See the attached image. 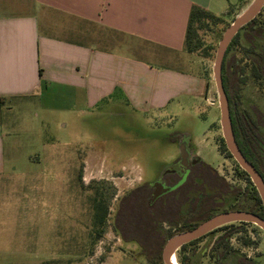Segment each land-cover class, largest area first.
<instances>
[{"label": "rangeland", "instance_id": "374dc122", "mask_svg": "<svg viewBox=\"0 0 264 264\" xmlns=\"http://www.w3.org/2000/svg\"><path fill=\"white\" fill-rule=\"evenodd\" d=\"M222 1L215 13L223 16L228 10L224 17L193 23L195 53L209 67L210 83L203 97L184 96L147 113L117 97L89 108L63 100L57 92L49 94L43 106L14 107L9 116L22 124L15 139L18 156L13 158L18 184L17 192L0 206V264H154L158 248L131 223L133 197L128 195L171 170L182 154V137L206 164L234 182L235 161L224 150L213 67L225 30L254 0ZM256 29L243 31L230 51L226 67L233 65L240 75L228 77L227 86L239 110L264 116V79L254 78L252 66L260 59L264 67V8ZM35 158L40 162H31ZM101 202L105 219L100 227ZM227 205L235 207L234 200H227ZM198 211L194 220L203 216ZM193 225L175 226L174 232L163 226L171 232L169 237ZM234 228L239 231L231 239L232 248L255 264H264V230ZM225 233L204 237L183 257L189 264H218L213 247ZM244 239L253 244L246 246Z\"/></svg>", "mask_w": 264, "mask_h": 264}, {"label": "crops", "instance_id": "0c3cea01", "mask_svg": "<svg viewBox=\"0 0 264 264\" xmlns=\"http://www.w3.org/2000/svg\"><path fill=\"white\" fill-rule=\"evenodd\" d=\"M219 5L222 0H0V206L17 192L13 158L22 124L9 116L14 107L43 106L57 92L89 108L117 97L147 113L184 96L203 97L209 67L187 50V31L195 8L224 17L228 10L215 13Z\"/></svg>", "mask_w": 264, "mask_h": 264}, {"label": "flooded vegetation", "instance_id": "af4514ba", "mask_svg": "<svg viewBox=\"0 0 264 264\" xmlns=\"http://www.w3.org/2000/svg\"><path fill=\"white\" fill-rule=\"evenodd\" d=\"M239 112L240 115L236 120V134L234 133L236 142L246 160L251 163L264 180V116L248 115L242 110ZM179 144L185 148V159L180 155L174 161L171 170L166 171L157 180L148 183L147 186L136 188L128 195V197L134 193L137 195L140 190L139 195L144 192L143 196L149 198L150 204L156 208L159 217H164L158 222L159 234L167 236L171 232L178 231L175 226L182 227L196 223L199 225L217 214L228 211H244L259 216L258 189L250 175L233 156L229 157L235 161L234 182L231 183V179L227 175L220 174L219 170L203 161L192 149L188 138L182 137ZM160 187L163 189L173 188V190L154 199L157 189L161 194ZM229 199L234 200L235 207H226ZM101 204L103 205V202ZM195 211L203 213V216L194 220ZM206 215L209 216L204 218ZM164 224L169 229L173 228L172 231L169 232L168 228H164ZM233 224L238 225L239 229L256 226L246 222ZM213 249L217 250L218 247L215 245ZM240 257L242 255L232 248L227 259L218 263V255H216V261L218 264H237V258Z\"/></svg>", "mask_w": 264, "mask_h": 264}, {"label": "water", "instance_id": "95a60500", "mask_svg": "<svg viewBox=\"0 0 264 264\" xmlns=\"http://www.w3.org/2000/svg\"><path fill=\"white\" fill-rule=\"evenodd\" d=\"M263 8L264 0H254V2L244 12H242L225 30L216 52L215 63L213 67V80L215 82L218 94L219 108L221 111V127L227 149L230 154L234 157V159L241 165V167L250 175L252 181L258 189L264 206V180L256 171V169L251 165V163L246 160V158L238 147L233 130L229 98L225 90L223 81V64L226 52L230 44L243 27H245L246 25L251 23L255 18H257V16L262 12ZM181 155L182 158L185 159L186 152L184 147H182ZM160 188L162 191L161 194L158 192L159 189H157L155 192L154 199L164 193L173 190V188ZM237 222L251 223L264 230V219H262L256 214L244 211H228L220 213L207 219L206 221L191 230L171 237L166 242L163 248V263L178 264L176 255L177 252L183 246L207 236L218 228Z\"/></svg>", "mask_w": 264, "mask_h": 264}, {"label": "trees", "instance_id": "16d2710c", "mask_svg": "<svg viewBox=\"0 0 264 264\" xmlns=\"http://www.w3.org/2000/svg\"><path fill=\"white\" fill-rule=\"evenodd\" d=\"M202 18H210L212 20L220 19L219 17L211 14L210 12L203 10V9H200V8H195L192 11L191 19H190L188 31H187V39H186V47H187V50L189 52H196L198 50L196 44H194L195 39H194L193 23L197 20H201ZM257 19H258V16L251 23H249L248 25L243 27L240 30V32L236 35V37L233 39L232 43L230 44V46L226 52V56H225V60H224V64H223V81H224L225 90H226L228 98H229L232 124H233V130H234L235 134H236V126H237L236 120H237V117L240 115V112L238 110V106L236 104H234L233 98L230 96V93L228 92L227 83L229 80L228 77H230V76L231 77H233V76L238 77V75H240V72L234 71L233 65H230L227 69L226 60L228 58L230 51L233 49V47H235L238 44L239 39L241 38L243 31H245L246 29H250L251 32L258 31L256 29ZM251 32H250V34H248V36H250V37H252ZM249 40H251V38ZM252 66H253V70H254V78L259 80V81H262L264 79V73L261 72V71H264L262 61L260 59L255 60V64ZM2 104H3V101L0 100V105H2ZM222 141L224 142V139H222ZM224 150H225V152H227L229 157H232V155L230 154V152L228 151V149L225 145V142H224ZM139 192H140V190L137 192V195L139 194ZM143 194H144V192L143 193L141 192L140 195L137 197H135L136 193L129 196L130 198L133 197L132 203L129 206V208L131 210V215H132L131 219L134 221L131 223H133V224H135V226H137L138 231L141 232V234L147 240L146 242L148 244H150V246L155 247V249L158 248L157 251L156 250L154 251L156 253H153V255H154L153 260H152L153 263L154 264H164L163 259H162V250H163L168 238L172 237L173 234H171L169 237L159 234V232H158V222H159L158 216L159 215L157 213L156 208L154 206L152 207V205L150 204L149 198H147V196H145V195L143 196ZM257 197H258L257 198L258 199V205L260 207V211L258 212V214H259V216L264 218V208H263L262 201H261V198H260L258 192H257ZM135 201H136V205H134ZM102 206L103 205L101 203L98 205V225L100 227L103 224V221L105 219L104 218L105 213H104V211H101ZM207 216H209V215H206L204 218H207ZM235 225L236 224H229V225L223 226L221 228H218L215 231L208 234V236H209V235H214V234L221 232V231L226 232L221 237H219L215 243V245L218 247V249L216 250V252H217L216 255H218V263H221V261L227 259V256H229L230 253L232 252L231 239L239 231V230L234 228ZM135 226L133 225L134 228H135ZM197 226H198L197 223L193 226H189L188 230H191ZM228 229H230L231 231L227 232ZM203 238L196 240V241H194L188 245L183 246L177 252L176 256H178V261L180 264H189L190 263L187 260H185V258L183 257L182 254H184V252L190 246L197 244ZM160 239H161V242L159 243L158 241ZM244 244L246 246H251L253 244V242L251 239L250 240L244 239ZM237 262H238L237 264H255V262L246 258L245 256L237 258Z\"/></svg>", "mask_w": 264, "mask_h": 264}]
</instances>
